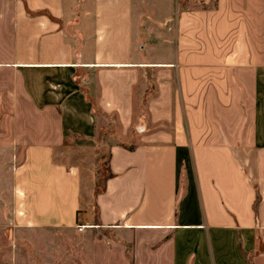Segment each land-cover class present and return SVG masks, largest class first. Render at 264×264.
Returning <instances> with one entry per match:
<instances>
[{"label":"crops","instance_id":"1","mask_svg":"<svg viewBox=\"0 0 264 264\" xmlns=\"http://www.w3.org/2000/svg\"><path fill=\"white\" fill-rule=\"evenodd\" d=\"M0 264H264V0H0Z\"/></svg>","mask_w":264,"mask_h":264},{"label":"rangeland","instance_id":"2","mask_svg":"<svg viewBox=\"0 0 264 264\" xmlns=\"http://www.w3.org/2000/svg\"><path fill=\"white\" fill-rule=\"evenodd\" d=\"M115 126H110L105 128L104 126L101 128L100 135L98 139L94 143V153H93V160H94V190L93 193L96 191H100L103 187V180L108 175L107 170V146L110 143L107 137L110 134L115 133L116 131ZM67 144V143H65ZM83 196V195H82ZM85 197V196H84Z\"/></svg>","mask_w":264,"mask_h":264},{"label":"trees","instance_id":"3","mask_svg":"<svg viewBox=\"0 0 264 264\" xmlns=\"http://www.w3.org/2000/svg\"><path fill=\"white\" fill-rule=\"evenodd\" d=\"M108 127H110V126H106L105 128H108ZM108 157H109V156H108ZM107 159H108V158H107ZM109 176H110V173H109V171H108V175L104 178L103 182H104L105 179H106L107 177H109ZM96 192H98V191H96ZM96 192H95V193H96ZM259 200H260V195H259L258 191H256L255 200H254V202H253V207H254V209L256 208L257 203L259 202Z\"/></svg>","mask_w":264,"mask_h":264},{"label":"built area","instance_id":"4","mask_svg":"<svg viewBox=\"0 0 264 264\" xmlns=\"http://www.w3.org/2000/svg\"><path fill=\"white\" fill-rule=\"evenodd\" d=\"M78 228H81V226H79Z\"/></svg>","mask_w":264,"mask_h":264}]
</instances>
